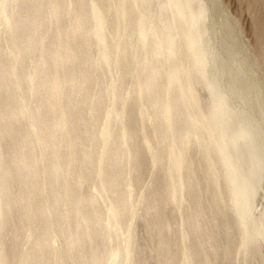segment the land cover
<instances>
[{"label": "bare ground", "instance_id": "1", "mask_svg": "<svg viewBox=\"0 0 264 264\" xmlns=\"http://www.w3.org/2000/svg\"><path fill=\"white\" fill-rule=\"evenodd\" d=\"M210 14L0 0V264H264V107Z\"/></svg>", "mask_w": 264, "mask_h": 264}, {"label": "rangeland", "instance_id": "2", "mask_svg": "<svg viewBox=\"0 0 264 264\" xmlns=\"http://www.w3.org/2000/svg\"><path fill=\"white\" fill-rule=\"evenodd\" d=\"M204 1L211 13L208 18V22L211 23L208 25L210 30L212 29V44L218 45L216 47L224 59V64L228 63L226 66L223 64V67L225 66L230 71V76L226 77L227 80L225 78V83H231L236 79L237 84L246 94L250 93V88L256 87H253L254 90L252 88V94L257 99L261 97L258 102L254 103L255 114L257 113L256 116L259 119V105L264 107V0ZM215 34L217 37L214 36ZM236 70L241 72L237 73ZM245 82L250 84L246 83L245 85ZM263 209L264 198L263 195H260L256 202V213H260ZM122 264L128 263L122 262Z\"/></svg>", "mask_w": 264, "mask_h": 264}]
</instances>
